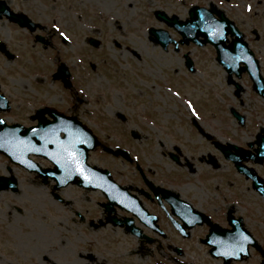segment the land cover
Here are the masks:
<instances>
[{
	"label": "flooded vegetation",
	"instance_id": "af4514ba",
	"mask_svg": "<svg viewBox=\"0 0 264 264\" xmlns=\"http://www.w3.org/2000/svg\"><path fill=\"white\" fill-rule=\"evenodd\" d=\"M83 1L46 0L44 11H50L53 18V22L49 25V23H41L26 9V4L41 3L42 0H0V31L5 29L8 36L7 40L0 38V61L2 58L4 61L1 62L2 65L19 67L25 62L23 53L30 52L32 47L37 45L36 48H41L43 53L46 51H58V53L55 54V58L45 57L36 62L30 59L26 61L27 63L37 67L38 63L43 61L46 63L45 66L49 67L57 58V68L54 73L59 68H67V56L63 51H67V47L73 49L74 44L68 34L73 28L82 32L85 30L91 35L84 36L82 43L86 44V49L81 47L79 51L87 56L86 52L89 49H99L101 43L95 38L102 35L103 28L91 20L97 18L105 21L107 15L102 8H95L90 4L83 5L84 9H79ZM208 7L212 9L215 7L233 22L243 41L256 57V53L248 43L250 38L248 34L255 41H260L262 38L259 26L264 25V0H213ZM74 18L76 22L73 21ZM69 23H72L71 29ZM73 23L77 26L73 27ZM48 26L53 27L55 31L48 34V37L51 36L50 41H47L44 35ZM235 38V35L230 36L229 42ZM41 52L38 53L40 56H42ZM258 61L261 78L264 80L261 59ZM77 62L80 64L87 62L90 68L95 70V65L91 64L89 58L85 62L80 58ZM246 67L247 65L241 62L240 78L236 75L229 77L232 81L229 84L233 85L234 94L237 96L243 90L242 80L245 79L248 85L252 84ZM6 78L13 82L15 79ZM34 79L37 80V87L31 89L36 97L15 98L20 95L11 89L16 87L10 86L9 89V83L2 82L0 77V96L5 99L2 101L4 107L0 105L1 132L9 126H17L25 142L48 146L52 144L53 138L58 133L62 138L66 128L78 129L82 125L87 130H91L88 123L86 124L83 118L80 119L79 115L73 112L75 103L72 74L71 86L59 81L57 83L52 75L51 84H61L68 90L65 92L66 97L60 100L57 95L51 93L52 87L45 84L48 77L36 76ZM166 86L167 90L178 97L177 103H181L179 91L181 83L174 80ZM165 94L175 99L174 96H169L166 92ZM256 96L264 102V96L258 94ZM14 98L15 105H13ZM105 99L106 95H100L103 105ZM262 102L260 108L263 110ZM80 103L83 104L84 100L81 99ZM82 111L85 112L83 115L90 114L89 109L82 108ZM234 112L242 117L241 121ZM118 114L122 118L120 120H123V113ZM230 116L243 133L241 137L237 134L240 140L231 131L221 133L222 141H219L214 134L212 136L216 139L210 140L204 133L198 132L202 141L196 156L186 155V148L175 144L170 150L161 148L162 159H147L151 152L150 145L146 147L144 144L136 153L131 148L115 147L127 150L129 159L113 157L103 148H99L102 153L112 156L113 159H87L88 164L97 168V171L68 164L69 173L74 175L77 181L82 179L87 186L79 182L60 185L55 178L48 175L50 173L60 176L64 173L58 163L56 170L53 159L29 155V160L40 169V171H31L20 164L12 163L0 153V264H22L20 258L26 256L39 259L44 264H90L95 261L92 252L84 255L80 253L77 260L73 258L74 241L85 244L89 241L87 233L101 230L106 232L109 228L113 230L120 228L125 236L137 242L141 257L149 256L156 259L159 257L157 264H165L162 259L183 264L180 258H185L188 254L187 242L195 238L200 243H204L211 229L234 230L235 224L240 222L248 231H250L249 225L263 226L264 154L261 155L260 150L264 146V117L262 123L250 127L246 124L243 111L232 108ZM147 119L151 120L148 117ZM75 121L80 125L75 124ZM203 122L204 119L199 118V124L202 125ZM134 135L137 139L138 136L135 133ZM234 145L240 150H235ZM223 150L227 152L226 155L223 154ZM238 167L243 171H239ZM105 171L109 173V181L114 185L105 177ZM192 181L202 186L201 189L206 192L205 197H200L198 191H195L196 188L188 190L186 194L187 187L195 186ZM255 182L260 186V190L254 186ZM250 199L254 201L251 203ZM185 204L192 207V210L199 215L185 214ZM254 205L257 207H253ZM26 210L33 213H29L30 217L34 214L42 219L51 217L52 225L43 221V226L51 229L43 230L39 224L41 220H31L39 229L34 233L26 231L22 234L24 227H29L26 223L27 215L24 213ZM43 212L45 214H42ZM179 213L189 218H182ZM194 223H196L194 228L190 230L188 226ZM176 226H182L181 228L186 229L188 235L178 233L179 231L175 230ZM76 228L79 229V233L73 236ZM171 228L179 236L181 246L166 243L172 238L169 235ZM59 233L65 234L61 236L60 242L57 240ZM223 235V233H215V238H221ZM171 249L174 254L170 257Z\"/></svg>",
	"mask_w": 264,
	"mask_h": 264
},
{
	"label": "rangeland",
	"instance_id": "374dc122",
	"mask_svg": "<svg viewBox=\"0 0 264 264\" xmlns=\"http://www.w3.org/2000/svg\"><path fill=\"white\" fill-rule=\"evenodd\" d=\"M211 1L213 2V0L83 1L79 9H84L83 5L90 4L95 8H102L107 15L105 21L97 18L91 20L103 28L102 35L95 38L99 40L101 46L99 49H89L86 56L79 49L81 47L86 49V44L82 43L84 36L91 35L85 30L82 32V30L73 28L68 33L74 44L73 49L67 47V51H63V53L67 56L68 73L72 74L75 103L73 112L79 115L80 119L83 118L82 120L86 124L88 123L89 128L101 141L113 148H131L135 153L141 145L145 144L146 147L150 145L151 152L147 159H162L161 148L170 150L171 146L175 144L184 146L186 155L196 156L199 153V145H201L202 139L193 126L192 120H190L193 116L202 117L204 122L202 125L199 124L201 130L210 135L214 134L219 141H222L221 133L225 134L227 131H231L236 136L238 134L240 137L243 134L230 118L232 108L244 112L246 124L250 127L263 122L264 109L260 108L262 101L256 96L251 83L248 85L245 79L242 80V92L239 96L234 94V87L229 84V76L217 63L215 51L211 46L207 45L205 48L194 45L186 48L180 46V49L176 51L175 47L170 45L167 50H164L150 38L149 29L153 28L156 30L167 29L174 39L179 40L178 34L173 29H169L155 18V12L163 11L170 17L176 15L184 20L188 17V11L192 5L209 6ZM45 3L46 0L36 4L31 2L26 4V9L32 12L29 14L34 15L41 23H49L50 25L53 18L50 11H44ZM73 21L76 22V19L74 18ZM58 23L57 25H59ZM71 24L69 23V29L72 28ZM73 24V27L77 26L75 23ZM259 28L262 35L260 41L252 39L248 34L249 31H247L250 37L248 43L256 53L257 59H261L260 65L264 71V67H262L264 66V25L261 24ZM45 30V39L50 41L51 36L48 37V34L55 33V31L51 26L46 27ZM0 34L3 35H0V38L7 40L8 36L5 29L0 31ZM36 47L37 45L32 47L31 53L28 51L23 53L25 62L19 67L3 66L2 58L0 61L2 82H8L9 89L10 86L16 87V89L11 90L20 96L15 98H29L36 97L31 89L37 87V80L34 77L46 76L49 79L45 84L52 87L51 93L57 95L59 100L66 97L65 92L68 90L61 84L53 85L50 82L57 68V58L49 67L45 66L46 63L43 61L38 63L37 67L26 62L30 59L36 62L38 59H45V57L55 58L58 51H44L45 53H43L41 48ZM39 52L42 53V56L38 54ZM185 55L193 60L195 72H190L185 67ZM79 57L83 59V62L89 58L91 64L95 65V70L93 71L87 62L78 63ZM6 77L15 78L14 82ZM174 80L181 83V89H179L181 103H177L178 97L167 90L166 85H170ZM164 91L169 96H174L175 99L169 98ZM102 94L106 95L104 105L100 100ZM15 98L13 105L16 104ZM81 99L84 100L83 104L80 103ZM189 102H191V107H189ZM82 108L89 109L90 114L83 115L85 112L82 111ZM222 108L225 109L224 112H222ZM136 112L137 114H135ZM118 113H123V120H120L121 116ZM147 117L151 120H148ZM132 131L138 136L137 139L132 137ZM93 158L113 159L112 156L106 155L100 150L91 153L89 159ZM192 184H195L194 181ZM201 188L202 186L197 183L193 188L187 187L185 189L186 194L188 190L195 189L200 197H205L206 192ZM253 201L250 199L249 202L252 203ZM253 207L257 206L254 205ZM24 213L27 215L26 223L31 225V229L24 227L22 231V228V234L26 231L34 233L39 229L38 226L36 228L32 226L31 220H41L39 224L43 230H46L42 224L44 220L51 224V217L46 219L37 218L35 215L30 217L29 213H33L29 210ZM249 230L258 239L259 244L264 247V225L259 227L249 225ZM78 231L79 229L76 228L73 236L78 235ZM103 231L105 230L87 233L89 241L85 244H82L81 241H74V259H78L79 253L77 252L84 251L82 253L91 254L92 252L95 256V261L90 262V264H156L158 261L159 257L157 259L149 256L141 257L137 242L131 237L125 236L120 228L114 230L109 228L108 231ZM64 235V233L58 234V242ZM102 235L106 236L103 237ZM169 235L172 238L166 243L172 246H181L180 238L172 228ZM83 248L85 249L83 250ZM208 250H210L209 247L203 246L199 240L190 239L187 242L188 254L180 261L183 264H224L222 260L211 257ZM173 254V249H171L170 257ZM250 255L249 259L232 264H261L262 258L256 251L252 250ZM20 261L22 264H44L43 261L29 256L20 258ZM162 261L165 264H174L168 259H162Z\"/></svg>",
	"mask_w": 264,
	"mask_h": 264
},
{
	"label": "water",
	"instance_id": "95a60500",
	"mask_svg": "<svg viewBox=\"0 0 264 264\" xmlns=\"http://www.w3.org/2000/svg\"><path fill=\"white\" fill-rule=\"evenodd\" d=\"M219 16L220 20L214 18L213 11L197 6L190 10L189 19L185 22L181 21L177 16L170 18L164 13H157L158 19L174 27L180 35H183L182 37L186 42L190 41L200 46L213 45L217 51L218 62L230 75L236 73L240 77L242 70H240L239 64L244 62L247 65L245 69L255 83L256 91L263 95L264 80L259 74L258 61L254 58V54L249 51L247 44L242 39V35L235 30L234 25L223 15ZM229 33L237 36V39L230 46L226 44ZM152 35L155 42L162 44L163 47L174 42L166 31L154 30ZM61 75L64 77L66 72L62 70ZM1 104L2 102H0ZM64 133V139H60L58 133L53 138L52 146L48 144L46 146L44 144L37 145L32 142H25L20 136L19 128L9 127L3 132L0 131V152L17 164L26 163L29 154L42 155L48 159H53L65 172V168H68L67 164L71 163L72 159L82 160V163L86 162L89 151L95 149L99 143L90 132L66 128ZM260 154H264V146L260 150ZM57 180L62 184H66L71 179H66L63 176V178L57 177ZM244 236H248L249 239L244 240ZM209 244L216 246V249L212 250L214 256H223L225 263L230 264L232 260L237 262L238 260H243L244 256L248 257V246L250 244L255 245V242L251 236L241 232V227H235L233 231L225 232L223 237L218 238L215 242L210 241ZM241 247L244 248V251H240Z\"/></svg>",
	"mask_w": 264,
	"mask_h": 264
},
{
	"label": "snow or ice",
	"instance_id": "6c2138e0",
	"mask_svg": "<svg viewBox=\"0 0 264 264\" xmlns=\"http://www.w3.org/2000/svg\"><path fill=\"white\" fill-rule=\"evenodd\" d=\"M249 10H251V9H249ZM61 35H62V36H64V34H63V33H61ZM65 39H67V37H66V36H65ZM177 95H179V94L177 93ZM189 107H191V102H189ZM81 172L83 173V170H82V169H81ZM86 178H87V177H86ZM243 239H244V240H248V239H249V237H248V236H244V237H243ZM240 251H244V248H243V247H241V248H240ZM233 254H234V253H233Z\"/></svg>",
	"mask_w": 264,
	"mask_h": 264
}]
</instances>
